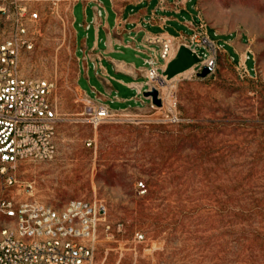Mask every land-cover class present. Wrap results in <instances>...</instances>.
Masks as SVG:
<instances>
[{
  "label": "rangeland",
  "instance_id": "374dc122",
  "mask_svg": "<svg viewBox=\"0 0 264 264\" xmlns=\"http://www.w3.org/2000/svg\"><path fill=\"white\" fill-rule=\"evenodd\" d=\"M170 4L190 28L178 29L186 39L198 28L213 40L215 71L170 77L200 59L180 45L164 70L173 79L161 87L159 106L142 94V102L117 101L112 92L104 102L115 117L93 126L84 91L94 98L104 88L92 63L86 76L76 58L83 52L74 29L78 41L85 36L79 6L73 25L72 0H0V40L16 19L25 23L32 47L20 53L21 72L52 81L58 117L55 156L23 160L14 173L55 208L72 199L104 205L98 264H264V0Z\"/></svg>",
  "mask_w": 264,
  "mask_h": 264
},
{
  "label": "built area",
  "instance_id": "2783aa9c",
  "mask_svg": "<svg viewBox=\"0 0 264 264\" xmlns=\"http://www.w3.org/2000/svg\"><path fill=\"white\" fill-rule=\"evenodd\" d=\"M19 9L22 13L26 7ZM36 17L37 12H29V20ZM175 42L172 35L160 33L147 36L142 43L149 51L143 59L147 67L144 89L155 88L158 96L161 87L173 78L164 74L157 60L169 61ZM177 44L200 58L190 71L196 73L202 67L207 74L215 71L217 47L207 33L193 29L188 39L179 35ZM31 47L27 27L18 18L9 35L0 40V264H98L94 258L96 228L105 220L104 205L72 199L55 208L34 199L33 182L21 183L14 173L23 160H51L56 154L58 117L49 99L53 83L21 72L20 53ZM110 109L88 97L85 120L96 126L113 119L115 114ZM12 187H17L16 191L10 192ZM103 225L106 230L110 228L107 223ZM114 229L121 231V224ZM142 236L136 232L134 239Z\"/></svg>",
  "mask_w": 264,
  "mask_h": 264
},
{
  "label": "crops",
  "instance_id": "0c3cea01",
  "mask_svg": "<svg viewBox=\"0 0 264 264\" xmlns=\"http://www.w3.org/2000/svg\"><path fill=\"white\" fill-rule=\"evenodd\" d=\"M173 1L72 0V23L74 25L77 21L75 7L79 6L78 24L85 31V36L78 41L77 31L73 27L76 48L79 44L83 52L81 60L77 56L76 58L86 76L87 62L92 63L95 75L104 88L103 91L96 93L94 98H90L105 103L104 100L113 92V97L117 101H127L131 98L142 102L140 95L146 87L147 69L143 59L149 53L142 47L144 39L160 33L172 35L176 39L174 57L180 46L177 44L178 36H186L184 31L178 30L179 27L190 31L185 21L178 17L177 10L170 4ZM179 12L181 13L180 10ZM179 16L182 17L183 14ZM168 27L177 30L176 34L170 32ZM228 44L234 50L238 46L237 41L230 40ZM136 59L141 60V63H136ZM157 61L158 67H164V70L169 63V61L162 63L159 59ZM193 65L176 71L170 77L189 72ZM120 89L131 91V94L121 96ZM84 93L89 97L85 91Z\"/></svg>",
  "mask_w": 264,
  "mask_h": 264
},
{
  "label": "water",
  "instance_id": "95a60500",
  "mask_svg": "<svg viewBox=\"0 0 264 264\" xmlns=\"http://www.w3.org/2000/svg\"><path fill=\"white\" fill-rule=\"evenodd\" d=\"M208 73L206 67H202V69L198 72H196V75L198 76H205ZM142 95L145 96L146 98H149L150 101L159 106L161 104V100L160 97H158V91L155 88H151V89H144L142 92Z\"/></svg>",
  "mask_w": 264,
  "mask_h": 264
}]
</instances>
